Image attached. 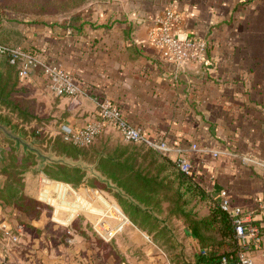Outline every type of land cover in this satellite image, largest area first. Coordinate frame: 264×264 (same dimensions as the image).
<instances>
[{"label":"crops","instance_id":"obj_1","mask_svg":"<svg viewBox=\"0 0 264 264\" xmlns=\"http://www.w3.org/2000/svg\"><path fill=\"white\" fill-rule=\"evenodd\" d=\"M170 2L182 17L175 36L207 41L203 63H169L151 42L154 18ZM2 31L10 42L69 72L84 90L57 97L62 126L96 120L95 99H110L149 138L181 148L211 196L226 191L264 228V0H113L90 3L59 23L22 26L4 19ZM23 83L39 89L45 83L52 93L41 75ZM247 155L260 163L246 162ZM39 182L29 192L50 206L48 215L24 213L20 224V211L12 206L11 219L0 203L1 231L18 232L7 255L0 249V264H170L128 216L106 220L116 229L112 236L86 226L70 231V224H83L81 213L87 222L99 221L104 205L97 188L74 187L46 174ZM183 227L197 252V239ZM250 255L264 264V243Z\"/></svg>","mask_w":264,"mask_h":264},{"label":"trees","instance_id":"obj_2","mask_svg":"<svg viewBox=\"0 0 264 264\" xmlns=\"http://www.w3.org/2000/svg\"><path fill=\"white\" fill-rule=\"evenodd\" d=\"M83 1L80 0L76 6ZM3 21L4 18H0V43L9 47L21 46L4 36ZM19 71V63L12 64L8 57H0V103L11 112L18 111L20 114L25 109L14 94L23 83ZM0 119L12 120V117L0 114ZM59 151L74 158L83 156L87 159L88 151L68 143H64ZM101 151L105 155L100 158L97 170L136 201L134 203L113 191L124 213L140 229L152 235L153 240L171 256L172 264H221L223 257L236 258L237 238L229 215L220 207L219 194L217 198L211 196L193 171L184 172L176 159L144 144L121 142L113 151L107 148L97 150L92 161ZM44 172L49 178L70 183L74 187L85 184L111 191L96 178L84 182L86 173L79 168L56 165L45 168ZM0 198L13 203L30 217H39L46 206L27 196L21 189H15L12 182L0 189ZM175 221L190 229L198 241L199 250L193 263L184 261L180 251L173 254L178 246L170 223Z\"/></svg>","mask_w":264,"mask_h":264},{"label":"rangeland","instance_id":"obj_3","mask_svg":"<svg viewBox=\"0 0 264 264\" xmlns=\"http://www.w3.org/2000/svg\"><path fill=\"white\" fill-rule=\"evenodd\" d=\"M79 1L80 0H0V18H4L5 21L9 23L18 22L22 26L53 22L59 23L63 20L70 19L72 16L76 15L79 10L90 3L113 2V0H85L76 6V3ZM47 88L48 86L45 83L42 84L40 89L27 83H22L20 88L14 94L15 97L22 103V108L25 109V111L20 114L18 111L11 112L7 106L0 103V114L12 117V120L0 119V121L7 122L10 128L15 129L16 133H22L25 139L29 141L36 140L37 142L35 143V146L40 147L45 152L51 151L57 156L66 155L59 151L60 147L64 143L71 144L63 137L61 119L63 113L57 111L59 108L58 99L53 93L47 91ZM106 132L107 133L100 137L93 145L78 147L71 144L76 148H81L88 151L87 159H85L83 156L74 158L72 156L66 155V157L72 158L74 161L82 160L85 164L93 165L99 158L105 155V152L101 151L96 160L92 161L94 160L93 157L96 156L97 150L107 148L110 151H113V148H115L117 144L121 142L126 143L121 141L118 132L113 130V128L107 129ZM0 136V147L4 148L5 155L7 157L5 161L2 160L0 163V189L7 187L8 183L12 182L15 189L18 191L21 189L27 196L32 197L29 192L30 189L40 184V177L46 173L44 170L35 171L34 168L38 165V160L36 159L35 154L31 152H25L22 146L17 149L15 142L6 137L1 131ZM47 167L50 166H46V168ZM91 178L96 177H90L89 179ZM44 182L45 181H43V184ZM101 183L105 184L104 182ZM110 190L112 192L97 188L98 193L96 192L104 205L102 210L105 212L108 211L107 206L110 204H117L119 206L118 199L113 195L114 190ZM90 195L91 197L96 196L93 192L90 193ZM0 203L4 205V212L11 213V219H14L12 206L13 208L15 206L13 203H8L1 198ZM49 207L45 206L42 209V215L49 214ZM16 209L20 211L18 216H15L16 220L20 224L25 223V219H21V216L24 214L23 210L18 207H16ZM121 210L123 211L122 208ZM85 212L87 213L88 211ZM108 215L104 216L102 221L98 223L100 218L98 219V222H87V216L81 213L78 220H81L83 224L78 226L76 222H74L73 224L69 225V229L72 232L79 230L81 226H86L88 230L96 231L98 233L100 232L106 235L107 233L105 232L106 229L104 228V224L107 222V219H113L109 218ZM8 224L9 223H6V225ZM170 225H172V231L175 235V241L178 246V249H176L173 254L175 255V253L180 251L182 252L181 256L184 261L193 263L196 258V252L194 251V246H192L188 238L184 235L183 224L180 221H175L171 222ZM15 234H18L15 229H7L5 232L1 231L0 239L8 245L9 242L7 237ZM150 236L151 240H153L152 235ZM153 242L158 247H160L154 240ZM165 254L167 255L170 264H172L171 256L166 252Z\"/></svg>","mask_w":264,"mask_h":264},{"label":"built area","instance_id":"obj_4","mask_svg":"<svg viewBox=\"0 0 264 264\" xmlns=\"http://www.w3.org/2000/svg\"><path fill=\"white\" fill-rule=\"evenodd\" d=\"M181 20V14L175 3H168L154 18L150 31L151 42L160 48L163 59L169 63L179 66L186 63L201 64L206 60L208 43L199 37L175 36L173 30L181 23ZM0 57H8L12 64L19 63V77L22 82L36 76H43L56 97H77L84 94V90L77 84L73 75L23 46L9 47L0 43ZM95 103L98 114L96 120H91L79 128L62 126L63 137L67 142L78 147L89 146L104 131L114 128L119 132L122 141L126 143L144 144L167 157L175 152L177 154L175 159L180 169L186 173L193 171L192 163L184 156L181 148L173 147L166 141H155L149 138L143 129L132 124L119 106L110 99L96 98ZM193 148L197 149L198 146L194 144ZM243 159L249 163H260L251 155L244 156ZM219 199L221 209L231 219L238 242L236 258L233 260L230 257H223L221 264H256L250 252L253 249H262L264 228L260 223L255 222L253 211H246L234 205L226 191H220ZM260 208L264 209V200L260 202ZM21 228L22 226L19 227ZM7 240L15 243L18 238L9 236Z\"/></svg>","mask_w":264,"mask_h":264},{"label":"water","instance_id":"obj_5","mask_svg":"<svg viewBox=\"0 0 264 264\" xmlns=\"http://www.w3.org/2000/svg\"><path fill=\"white\" fill-rule=\"evenodd\" d=\"M0 131L9 139L15 142V146L19 149L21 146L23 147L25 152H31L36 155V159L38 160V165L35 167V171H42L46 168V166L63 164L68 167L79 168L82 172H85V176L83 181L87 182L90 177H96L100 182H104L108 188L117 191L120 195L127 197L129 200L136 203L135 200L129 195H127L121 188H119L116 184H114L110 179L104 177L97 169L96 166L100 160V158L93 165L85 164L82 160L74 161L72 158H67L66 155L57 156L56 154L50 152H45L40 147L35 146L36 140L29 141L24 138L22 133H16L15 129H12L8 126L7 122L0 121ZM1 141V136H0ZM7 159L5 155V151L3 147H0V163ZM89 193H92L91 189ZM0 249L3 251L5 255L8 254L9 247L0 239Z\"/></svg>","mask_w":264,"mask_h":264},{"label":"bare ground","instance_id":"obj_6","mask_svg":"<svg viewBox=\"0 0 264 264\" xmlns=\"http://www.w3.org/2000/svg\"><path fill=\"white\" fill-rule=\"evenodd\" d=\"M108 207V211L105 212L103 210H101L99 212V220L102 221V219L104 218V216L108 215L109 218H113V219H119V220H126L127 217L124 214V212L121 210V208L117 205V204H110ZM95 211V210H94ZM125 218V219H124ZM104 224V223H103ZM104 228L106 229L105 231L109 232V235H114L116 232V229L112 228L110 226V224H108L107 222H105L104 224ZM119 228H122V226H120Z\"/></svg>","mask_w":264,"mask_h":264}]
</instances>
